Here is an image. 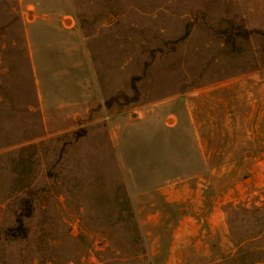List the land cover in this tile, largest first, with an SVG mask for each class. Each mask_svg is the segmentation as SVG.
<instances>
[{
	"label": "rangeland",
	"instance_id": "1",
	"mask_svg": "<svg viewBox=\"0 0 264 264\" xmlns=\"http://www.w3.org/2000/svg\"><path fill=\"white\" fill-rule=\"evenodd\" d=\"M0 264H264V0H0Z\"/></svg>",
	"mask_w": 264,
	"mask_h": 264
},
{
	"label": "trees",
	"instance_id": "2",
	"mask_svg": "<svg viewBox=\"0 0 264 264\" xmlns=\"http://www.w3.org/2000/svg\"><path fill=\"white\" fill-rule=\"evenodd\" d=\"M18 228H19V230H22V235H24L25 230L21 226H19ZM19 235H21V234H16V235L12 234V236H19Z\"/></svg>",
	"mask_w": 264,
	"mask_h": 264
},
{
	"label": "bare ground",
	"instance_id": "3",
	"mask_svg": "<svg viewBox=\"0 0 264 264\" xmlns=\"http://www.w3.org/2000/svg\"><path fill=\"white\" fill-rule=\"evenodd\" d=\"M249 182V181H248Z\"/></svg>",
	"mask_w": 264,
	"mask_h": 264
}]
</instances>
